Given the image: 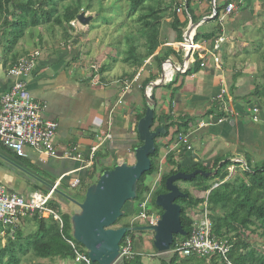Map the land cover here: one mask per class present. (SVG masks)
<instances>
[{
  "label": "crops",
  "instance_id": "obj_1",
  "mask_svg": "<svg viewBox=\"0 0 264 264\" xmlns=\"http://www.w3.org/2000/svg\"><path fill=\"white\" fill-rule=\"evenodd\" d=\"M181 6L184 13L178 14V17L181 21L187 20L183 37L187 31L194 37L197 34L205 35L214 31L217 22L212 21L209 16L211 3L208 5L206 0L190 1L196 23H193L189 15L187 16L185 1ZM245 14L246 10H240L225 23L227 41L221 46L218 54L223 75L214 69L213 60L205 51L211 50L212 40L215 38L208 41L203 38L198 40L197 45L201 50L196 53V59L194 57L193 61L190 60L191 64H188L186 72H171L165 76L162 68L159 73L152 64V56L148 59L150 62L145 61L141 67L134 68L128 64L127 71L120 70L119 74L113 75L111 70L119 63L118 61L114 62L113 67H108L101 73L105 60L99 56L100 59L92 51L88 52L91 47L88 50L84 49L86 40H89L85 35L88 26L76 29L74 35L69 31V38H64L60 27H53L51 24L28 29L13 48L6 43V32L0 30V97L13 85L8 70L29 52L38 50L41 57L28 78L27 90L35 101L45 106L43 117L58 125L53 141L54 157L27 150V157L23 158L35 166V170L41 176L14 164L0 151V183L11 192L27 199L34 193L48 194L55 183L60 189L61 186L69 187L70 184L72 186L75 180H79L80 184L95 161L99 168L101 166L113 168L130 159L132 162L129 164H133V149L139 145L136 132L137 117L144 111L145 106L147 107L146 97L151 96L152 89L149 91L146 87L142 90V85L149 74L156 76L155 82H158L154 89L156 115L169 112L175 122L183 123L181 120H188V129L180 133L191 134L189 150L177 143L162 146L159 153L160 163L163 161L166 163V157L171 153L173 160L184 167L202 165L208 169L214 161L221 159L223 161L225 158L234 163L232 167H235V170L243 168L247 160L252 165L264 162V107L259 100L249 98L255 86L261 82V69L251 58L255 53L253 50L256 49L251 44L252 41L240 44L246 32V26H241L240 22L248 21ZM82 34L86 38L80 41L79 35L83 36ZM166 36L167 44L161 46L155 55L162 48L178 43L175 34L169 29ZM173 49L178 51L176 48ZM242 57H245L244 62L240 60ZM178 58L169 60L176 67H181L186 58L182 52ZM195 60L199 61L198 68L195 67ZM93 61L99 64L100 70L98 69L99 73L96 75L94 72H98L96 71L98 67L91 64ZM120 61L124 63V58L122 57ZM202 62L207 67H201ZM146 65L148 70L145 69ZM223 79L229 91L232 89L233 93H229V102L236 117L227 114L228 99L220 97ZM125 88L128 90L125 91ZM254 107L260 109L258 122H253L250 113ZM221 109L226 114L223 117L226 120L219 124L215 121L221 118L217 117ZM211 121H213L211 126L201 127L202 123ZM157 127L159 126L154 124V128ZM105 133H110L111 139L92 155V148L98 145V139ZM167 139L158 143L168 145L165 141ZM77 156H80L79 159ZM91 157L92 165L86 168ZM238 163L241 164L239 167L236 166ZM232 167L229 168L231 176ZM30 174L43 181L42 186L48 191H25L29 185L33 189L41 185V182ZM53 180L55 183L51 182ZM193 191L195 197L200 196L196 189L193 188ZM64 193L65 191H59L57 194L54 193V196L65 203ZM131 208L137 210L135 205ZM30 223L31 217L23 220L19 230L24 234ZM2 237L0 234V239Z\"/></svg>",
  "mask_w": 264,
  "mask_h": 264
},
{
  "label": "trees",
  "instance_id": "obj_2",
  "mask_svg": "<svg viewBox=\"0 0 264 264\" xmlns=\"http://www.w3.org/2000/svg\"><path fill=\"white\" fill-rule=\"evenodd\" d=\"M64 1L65 0H0V30L6 32L5 38L8 46L11 48L16 46L24 36L26 30L47 24H51L53 27H60L64 38H69L70 23L75 21L80 13L90 12L91 4L83 8L81 0L71 1L69 4L63 5L62 13L58 12V5H61ZM121 1L128 4V16L136 17L135 22L138 25L139 33V40H135L131 37L130 49L123 62L130 64L131 67L137 68L144 65V62L153 56L152 64L160 73L164 62L171 58L179 59L180 52H176L171 47H164L157 55L155 54L161 46L167 44L166 27L175 34L176 41L182 43L183 31L187 26V20L181 21L176 12V9L181 6L182 0ZM183 1H185L188 15L193 20V23H196L197 20L194 19L190 7L191 0ZM230 2H232V0H228L222 7H218L215 4L216 16L212 21L217 22V25L214 31H210L205 35L197 34L194 37L195 43L202 38L208 41L219 36L221 33V26L218 23L219 15ZM212 13L211 9L210 15H212ZM253 43L252 41L251 44ZM194 57L196 59L197 54H195ZM195 64V67L198 68L199 61L195 60ZM145 69L148 70L147 65ZM261 77V82L255 86L249 98L259 100L264 107V67ZM155 80H157L156 76L149 74V77L145 79L142 85V90L146 87L149 88L155 83ZM161 85L163 86V82ZM154 89L155 87L151 90L152 96H154ZM229 93H233L232 89ZM145 111L146 106L144 111L138 115L137 122L145 115ZM225 116L226 114L221 109L217 117L223 118ZM181 121H183V123L173 121V117L169 112L163 115H156L155 113L154 124H157L159 127H164L166 134L155 139V152L150 156V171L143 174L137 182L136 199L130 203L143 202L147 195L151 193L152 188L146 183L147 177L159 172L160 149L162 146H169V144L160 145L158 141L160 139H166L169 136L170 128H176L174 132L176 135L182 131L185 132L189 127V121L184 119ZM138 144L139 147L141 143L139 142ZM0 151L3 152L7 158L11 159L14 164L35 173L39 177L41 176L35 170L36 167L27 159L17 157L15 153L2 145H0ZM166 164L170 169L160 177V186L153 193L152 197V206L158 210L160 216L163 212L160 208L155 206V199L157 196L167 193L165 182L171 175L179 172L190 174L196 170H202L206 173L215 172L213 177L207 178L197 175L188 182L197 190L200 195L199 197H195L188 190L179 188L183 193L188 195L187 199L182 198L176 200V203L181 207V224L183 230L186 232V236H175L171 250L176 246H180L189 237L193 225L191 211L203 205L205 194L208 192L207 203L208 210L210 211L212 234L216 239L228 242V245L231 247L227 254L228 260L232 264H264V162L252 165L250 161L247 160L246 167L237 168L236 174L233 176H231L229 168L232 167L234 163L226 158L223 159V161L222 159L214 161L212 166L208 169L202 165L184 167L181 163L173 160V155L171 153L166 157ZM239 165L241 164L238 163L236 166L239 167ZM92 168V170L88 171L86 177L80 181V187L83 189L84 193L78 192L73 194L68 191L69 187L61 186L65 191L64 194L67 196L70 194L72 197H69L72 199H83L87 189L97 183L102 173L114 167L108 168L101 166L99 168V164L95 161L93 162ZM95 171L99 172L97 179H94ZM51 182L55 183L54 180ZM179 182L182 181H178L176 183L177 186ZM215 185L217 186L215 187ZM55 193L57 194L59 191ZM74 200L77 201L76 199ZM49 206L59 211V205L55 201H51ZM74 206L77 207L76 205ZM77 211L73 212L71 215H61L64 223L63 235L67 239L72 238L71 217ZM124 217H126V213L123 212L122 218H120L115 225H118ZM31 222L34 223L36 229L24 238L23 233L19 230V225L14 228L4 229L0 224V234L4 233L3 237L0 239V264H20L21 259L19 255H26L28 252H30L35 259L74 261V252L62 237V234H60L56 222L52 219H44L37 214L31 217ZM120 227L130 226L121 225ZM252 235H256L259 241L257 239H250ZM126 238L131 240L132 250L135 252V247H137V245L133 232L125 235L120 246L125 243ZM3 241H5V244L2 243ZM152 248L157 252L153 247V242ZM120 264H143V262L141 255L135 254L131 259L120 261ZM161 264H222V262L217 255L210 258H180L177 254H174L171 255L168 261H161Z\"/></svg>",
  "mask_w": 264,
  "mask_h": 264
},
{
  "label": "built area",
  "instance_id": "obj_3",
  "mask_svg": "<svg viewBox=\"0 0 264 264\" xmlns=\"http://www.w3.org/2000/svg\"><path fill=\"white\" fill-rule=\"evenodd\" d=\"M235 10V3L231 2L220 12L218 23L221 26V33L218 37L212 40L211 50L209 51L205 49L213 60L214 69L221 75H223V68L218 54L221 46L227 41L225 23L234 15ZM183 13V6H181L177 9V14ZM215 16L216 11H213L211 17L214 18ZM78 24L77 20H75L70 23V26L72 28H77ZM170 46L182 52L184 57L188 59L181 67H176L170 60L164 62L162 68L165 76L171 72H185L188 64H191L190 62L193 61L194 55L201 50V47L194 42V36L187 33H185L182 43L171 44ZM40 57V51L33 50L20 58L8 70V75L13 80L11 89L0 97V144L11 150L19 158H26L27 150H33L49 157L55 156L53 141L58 125L43 117L45 106L35 101L27 90L28 78L36 68ZM148 61L146 63H148ZM201 67L207 66L202 62ZM156 85H158V82L152 84L149 87V91ZM127 90L128 88H125V91ZM229 95L228 85L223 79L221 81L220 97L228 99L229 107L227 105V114L230 115V117H236L237 115L233 111L232 104L229 102ZM250 113L253 117V122H258L259 109L254 107ZM225 120L226 118H220L215 122L221 124L224 123ZM212 122L213 121L210 123H202L201 127L211 126ZM190 135V133H180L177 135L178 144L187 147L188 150L190 149ZM110 139V133L103 134V137H100L97 141L98 145L92 148V155L99 147ZM79 157L80 156H77V159H79ZM91 161L92 157L86 168H89L90 165H92ZM243 167L246 166L244 165ZM78 184L79 180H75L72 183V187L74 188ZM56 188L57 185L51 188L46 195L34 193L26 199L25 197L11 192L5 185L0 183V224L2 227H4V229L14 228L20 225L23 220L37 214L42 218H51L57 223L60 234H62L64 230L62 216L56 209L49 206ZM155 191L156 190L152 187V191L147 195L145 201L138 203L136 212L133 214L130 213L131 215L129 214L130 227L157 225L161 216L156 211H150V209H154L152 206V197ZM208 194V192L205 194L203 205L200 208L191 211L193 225L189 237L180 246H176L173 250H170L169 253L171 255L177 254L180 258H210L217 255L222 264H232L227 258V254L231 248L228 245V242L216 239L212 234L210 211L208 210L207 203ZM3 235L4 233H2V236ZM62 237L73 250L74 261L76 264H95L89 259L85 249L78 245L73 238L67 239L64 235H62ZM134 256L135 253L132 250V242L129 238H126L125 243L120 246V254L117 261L131 259Z\"/></svg>",
  "mask_w": 264,
  "mask_h": 264
},
{
  "label": "water",
  "instance_id": "obj_4",
  "mask_svg": "<svg viewBox=\"0 0 264 264\" xmlns=\"http://www.w3.org/2000/svg\"><path fill=\"white\" fill-rule=\"evenodd\" d=\"M212 7L215 12V0ZM92 19V16L85 13H80L76 18L84 27L89 26ZM187 34H190V31H187ZM146 102L145 115L136 126L141 145L134 150V163H123L103 172L97 183L87 189L82 202L64 196L79 209L71 217L72 238L85 249L89 259L95 264H115L119 258L121 242L130 232H152L153 247L157 253H169L174 237L186 236L181 224V207L176 200L187 199L188 195L183 193L176 183L189 182L197 175L207 178L215 175V172L206 173L202 170L171 175L165 182L167 193L155 199V206L163 212L156 226L112 228L122 218L126 203L136 199L137 182L143 174L150 171V156L155 152V139L166 134L164 127L154 128V96L146 97ZM30 176L43 183L36 176Z\"/></svg>",
  "mask_w": 264,
  "mask_h": 264
},
{
  "label": "rangeland",
  "instance_id": "obj_5",
  "mask_svg": "<svg viewBox=\"0 0 264 264\" xmlns=\"http://www.w3.org/2000/svg\"><path fill=\"white\" fill-rule=\"evenodd\" d=\"M71 1L76 0H65L61 3V5H58V12L62 13V7L63 5L69 4ZM83 4V8H85L87 5L91 4V10L90 12H86L85 14L88 16H92L93 20L89 24V28H87V33L85 34L89 40H86V44H84V49L90 48L88 52H93L98 57L100 56L102 59H104L106 63L103 64V68L101 73L105 72L108 67H113L115 61H118L119 63L116 64L111 71H113V75L119 74L120 70L123 72V70L128 69V64L122 63L120 60L121 58H125L129 49H130V39L133 37L135 40H139V33H138V25L136 24V17H129L128 12V4L121 0H81ZM228 2V0H215V4L218 7H222ZM233 3H235L236 10L234 12V15L237 12H240V10H246L245 16L247 17L248 21H241V26H246V32L243 35V38H241V43H249L250 41H253L252 44L254 48L252 56V59L257 63L259 69H261L260 74L263 73V67H264V0H232ZM183 3V0L182 2ZM206 3L210 5L211 3V9L213 10V2L212 0H206ZM231 3V2H230ZM215 5V6H216ZM178 9V8H177ZM176 9V12H177ZM250 9V10H249ZM233 15V16H234ZM209 16H211L209 14ZM232 16V17H233ZM231 17V18H232ZM212 20V19H211ZM71 27V26H70ZM81 26L78 24L77 28H70V31L72 35H74L76 29H80ZM69 29V28H67ZM86 29V28H85ZM89 29V30H88ZM167 27L165 28V33L167 32ZM83 35V34H82ZM242 36V35H241ZM78 38V37H77ZM86 37L80 36L79 39H85ZM247 46V45H245ZM252 47V48H253ZM83 49V48H82ZM83 49V50H84ZM106 56V58H105ZM99 57V58H100ZM100 58V59H101ZM241 62L245 61V57L240 58ZM150 62V61H148ZM91 62L92 65H95L97 68L94 74L99 73V64ZM99 69V70H98ZM92 71H95L92 69ZM262 80V77H260ZM169 94L167 90H164ZM169 98V96H167ZM168 102V101H167ZM258 108V107H257ZM259 109V108H258ZM260 111V109H259ZM157 125V124H156ZM176 128H170L169 130V136L168 139L165 140L166 144L168 143L169 146L172 144H178L176 134H174ZM175 136V137H174ZM160 142L163 141V139L159 140ZM181 146V145H180ZM131 159L127 160L126 163H131ZM235 162V161H234ZM245 168V167H243ZM92 170L93 168H89ZM170 167L165 163V161L159 163V172L154 173L151 176L147 177L146 183L153 189L157 190L160 186V177L167 173L169 171ZM237 169L235 170V167H232L231 172L232 175L236 174ZM98 171H95L94 173V179L98 178ZM50 182V180H49ZM35 184V182H33ZM53 184L52 186H55ZM178 186L183 188L182 190H188L191 194H193V186L191 183L188 182H179ZM25 191H48L47 188L44 186L38 185V188H32L30 185ZM55 191H64L60 188H56ZM70 193L76 194V193H84L83 189L80 187V184H78L76 187H72L71 184L69 186ZM86 193V192H85ZM71 196L70 194H68ZM85 196V195H84ZM203 196V195H202ZM72 197V196H71ZM77 200V202H82L83 199L74 198ZM53 201L58 203L59 205V213L61 215L65 214H72L73 212L77 211V207H75L71 202L65 199V203L60 201L56 196L53 197ZM138 205V202L130 203L128 202L126 206L123 208V212L126 213V217H124L121 222L118 225H114L112 228L117 229L121 225H128L130 226V217L129 214H133L136 212L134 211L131 206ZM79 210V209H78ZM150 211H156V208L150 209ZM78 212V211H77ZM159 213V212H158ZM130 214V215H131ZM138 227V226H134ZM36 227L34 226V223L31 222L26 232H24V236H27L28 234L34 232ZM135 239H136V245L135 247V254H139L142 257L143 264H161V261H168L171 257L170 253L165 254H158L155 252L152 248V242L154 238V234L149 231L144 232H133ZM250 239L258 240L257 236L252 235ZM259 241V240H258ZM3 243V242H2ZM5 244V242L3 243ZM19 255V254H18ZM21 263L20 264H75L74 261L70 260H59V259H35L30 252H28L26 255L20 254ZM115 264H120V261H117Z\"/></svg>",
  "mask_w": 264,
  "mask_h": 264
}]
</instances>
